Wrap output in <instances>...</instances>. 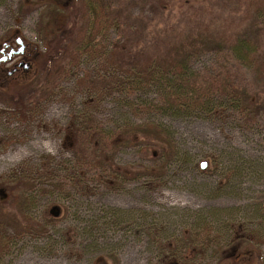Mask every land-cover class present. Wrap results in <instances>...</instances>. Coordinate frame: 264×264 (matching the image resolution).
I'll use <instances>...</instances> for the list:
<instances>
[{
	"label": "rangeland",
	"instance_id": "1",
	"mask_svg": "<svg viewBox=\"0 0 264 264\" xmlns=\"http://www.w3.org/2000/svg\"><path fill=\"white\" fill-rule=\"evenodd\" d=\"M110 1L111 16L124 31L105 37L106 52L117 41L144 42L147 51L148 40H186L200 27L191 31L188 16L207 22L211 13L203 0H179L188 3L181 9L177 0ZM20 2L0 6V49L9 41L14 47L16 38L31 49L24 59L29 70L8 75V62L0 68V191L6 196L0 202V264H170L162 249L173 250L176 241L182 247L191 234L186 257H195V264H231L244 251L248 264H264V113L254 123L178 120L95 98L91 122L104 132L106 148L98 147L96 132L79 143L83 122L75 116L90 101L85 82L100 79L104 67L87 56L69 58L83 21L78 28L69 24L68 37L59 41L48 21L57 14L63 29L64 14L45 2ZM222 4L211 6L219 20L225 19ZM213 62L207 54L194 67L204 70ZM246 72L241 82L259 90L253 72ZM147 123L163 125L179 151L160 178L156 168L165 167L164 159L144 158L141 139L137 146L124 141L127 124L146 127L136 131L142 136L150 132ZM112 165L129 172L112 173ZM33 198L36 204L23 212Z\"/></svg>",
	"mask_w": 264,
	"mask_h": 264
},
{
	"label": "trees",
	"instance_id": "2",
	"mask_svg": "<svg viewBox=\"0 0 264 264\" xmlns=\"http://www.w3.org/2000/svg\"><path fill=\"white\" fill-rule=\"evenodd\" d=\"M7 1L0 0V6ZM26 1L30 3V0ZM33 1L45 2L50 6L49 9L64 14L63 29L56 24L59 17L54 12L55 19L51 17L48 21L51 34L59 41L68 37V35L64 37L63 34L69 24L78 28L79 25L76 24L83 21L84 25L77 37V45L71 50L74 54L70 53L69 58L72 60L75 55L77 58L87 56L92 61L99 60L107 73L103 74V71L100 79L90 83L85 82V85H91L89 92H92L84 94L90 101L83 104L82 111L78 112L77 117L75 116L83 122L78 130L81 134L78 135L79 138L77 137L79 143L80 137H87L88 132H96L98 147L106 148L107 140L105 141L102 135L104 132L91 122L95 111L93 109L95 98L100 103L110 98L122 108L127 107L129 110L133 109L132 111L141 109L140 112H145L147 115L157 114L163 118L178 120L195 118L225 122L228 118L235 117L234 120L237 121L241 119L245 123H254L264 113V0H220L223 1V10L220 12L224 20L212 15L211 6L216 0H203L207 1V7L210 6L209 19L207 22L205 19L198 21L194 16L189 15L187 19L190 21L189 29L193 31L196 23L200 27L190 33L186 40H148L152 46L149 45L147 51L143 48L144 42L117 41L112 47L110 46L108 52L106 50L109 46L105 45L108 40L105 37L110 32L118 34V30L124 31L117 20L118 16L116 15V18L111 16L114 11L111 10L110 0ZM179 2L177 0L174 5L183 3ZM20 3L21 6L26 5L25 0H21ZM187 5V2L183 3V6ZM181 7L182 4L179 8ZM72 15H74L73 20ZM34 54L36 59V53ZM207 54L213 56L215 62L204 70H196L194 67L196 61ZM59 55L56 54V58ZM54 58L49 57V61L53 63ZM246 71L253 72V81L259 90H250V83L245 86L244 82H241L240 73L242 76L243 73H247ZM147 126L150 132L138 136L137 130L142 131L143 128H147L143 125L133 128L127 124L123 131L132 135L125 136L124 141L126 144L129 142L137 146L136 143L140 139L143 140L138 144L143 147L142 156L151 162L163 158L165 167L156 168L158 173H162L175 159H178L179 151L163 125L147 123ZM118 137L120 138V135ZM126 170L117 169L112 165V173L123 172L126 175L129 172ZM160 173L158 178L161 176ZM22 194L17 193L19 200L24 197ZM4 201L6 196L0 191V202ZM36 202L33 198L29 208L23 206L26 208L22 209L23 212H27ZM262 207L260 205L261 209ZM220 228L217 229V237L221 236ZM161 229L156 227L154 230H158L161 234ZM191 236L184 237L182 247L180 241H176L173 250L162 249L161 256L165 255L164 259L171 261L170 264H195V257H186L193 248ZM244 244H247L246 239L243 240ZM202 251L204 252L205 249L202 248ZM247 258L248 252L244 251L232 256L229 262L238 264L244 261L248 264ZM162 264H167V261L164 260Z\"/></svg>",
	"mask_w": 264,
	"mask_h": 264
},
{
	"label": "flooded vegetation",
	"instance_id": "3",
	"mask_svg": "<svg viewBox=\"0 0 264 264\" xmlns=\"http://www.w3.org/2000/svg\"><path fill=\"white\" fill-rule=\"evenodd\" d=\"M14 44L15 46L13 47L12 45H10L9 41L7 44H4L0 49V68L1 65L5 62L10 63L12 66L11 70L7 73L8 75L15 74V72L21 73L31 68L30 64L24 62L26 55H29L28 50L29 52H31L29 46L25 44L20 38H16ZM34 57L35 54L33 52V59Z\"/></svg>",
	"mask_w": 264,
	"mask_h": 264
},
{
	"label": "water",
	"instance_id": "4",
	"mask_svg": "<svg viewBox=\"0 0 264 264\" xmlns=\"http://www.w3.org/2000/svg\"><path fill=\"white\" fill-rule=\"evenodd\" d=\"M206 167V164L205 163H202L201 164V169H205ZM50 213L53 215V217H57L59 212L57 210V208H52V210L50 211Z\"/></svg>",
	"mask_w": 264,
	"mask_h": 264
}]
</instances>
